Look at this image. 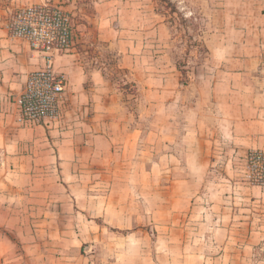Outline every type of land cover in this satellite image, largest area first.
<instances>
[{"label":"rangeland","instance_id":"1","mask_svg":"<svg viewBox=\"0 0 264 264\" xmlns=\"http://www.w3.org/2000/svg\"><path fill=\"white\" fill-rule=\"evenodd\" d=\"M71 1L73 7L65 10L77 36L72 49L76 46L86 73L99 70L108 78L118 102L113 115L137 128L131 134L135 143L127 157L109 158V166L79 178L85 187L99 186L101 192L92 191L96 197L90 199L72 178L0 175V264H117L128 245L124 264H219L220 253L244 241L250 221L245 216L260 210L251 202L255 188L264 187L248 164L253 151L242 159L220 131L223 113L205 79L209 40L221 29L214 13L225 9L226 0H136L155 11L154 25H165L160 55L176 63L189 106L180 118L177 108L160 106L142 117L128 70L119 61L124 51L96 40L93 9L100 0ZM137 32L143 50L152 51L153 34ZM162 62L154 69L161 70ZM128 207L144 218L129 238L102 222L106 209L116 217ZM227 227L232 236L225 242L217 231ZM260 250L256 260L263 262L264 245ZM255 262L251 257L246 264Z\"/></svg>","mask_w":264,"mask_h":264},{"label":"crops","instance_id":"2","mask_svg":"<svg viewBox=\"0 0 264 264\" xmlns=\"http://www.w3.org/2000/svg\"><path fill=\"white\" fill-rule=\"evenodd\" d=\"M137 1L96 2V40L115 46L120 54L124 51L119 61L128 70L127 78L135 89L134 97L138 95L142 117L148 109L160 106L168 110L177 108L180 118L189 106L176 63L160 55L165 52L159 37L163 36L165 25H154L155 11L145 10ZM51 2L64 9L73 7L71 0H0V175H58L64 177L63 181L72 178L77 191L90 199L96 197L92 191L101 192L99 186L85 187L78 182L79 178L93 176L109 166V158L127 157L135 143L131 134L137 133V128L122 124L113 115L118 103L115 89L102 71L86 73L76 46L68 52H57L54 58V71L67 81L59 121L27 126L22 123L19 101L30 75L43 70L46 60L27 41L11 36L9 20L17 10ZM226 4L224 10L214 13L215 25L219 22L221 29L215 28L216 33L209 40V71L205 79L210 97L215 105L219 102L223 113L220 131L244 159L252 151L264 153V0H226ZM138 30L153 34L152 51L143 50L146 45L138 41ZM160 61L161 70L154 69ZM120 134L121 141L117 143L115 139ZM62 187L68 188L64 184ZM73 187L70 186V192L75 190ZM255 189L257 195L251 202L260 208L256 210L259 213L245 216L250 221L244 241L235 244L227 254L220 253L216 263L246 264L253 257L255 264H264V260H256L264 245V187ZM107 209L102 222L117 233L126 232L128 238L144 219L142 214L129 212V207L128 213L119 212L116 217L110 216ZM88 217L94 221V216ZM229 229L217 231L221 240L231 239ZM129 248L130 245L118 256L117 264H124Z\"/></svg>","mask_w":264,"mask_h":264},{"label":"built area","instance_id":"3","mask_svg":"<svg viewBox=\"0 0 264 264\" xmlns=\"http://www.w3.org/2000/svg\"><path fill=\"white\" fill-rule=\"evenodd\" d=\"M74 28L71 13L49 3L17 10L11 15V36L27 41L31 49L46 60L43 70L30 75L19 101L20 117L25 126L60 118L67 81L54 71V58L57 52L72 50ZM248 164L260 174L259 184L264 185V153H250Z\"/></svg>","mask_w":264,"mask_h":264}]
</instances>
